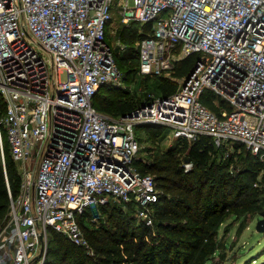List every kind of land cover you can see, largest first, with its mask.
I'll return each instance as SVG.
<instances>
[{
	"label": "built area",
	"instance_id": "1",
	"mask_svg": "<svg viewBox=\"0 0 264 264\" xmlns=\"http://www.w3.org/2000/svg\"><path fill=\"white\" fill-rule=\"evenodd\" d=\"M116 13L149 25L136 47L141 75H171L196 57L173 94H151L132 118L92 104L101 87L120 84L106 41ZM206 95L229 109L211 111ZM0 96L20 177L0 264H44L52 233L93 256L77 221L87 208L131 206L138 223L154 225L161 190L135 164L137 126H170L173 140L209 136L224 158L242 145L264 161V0H0Z\"/></svg>",
	"mask_w": 264,
	"mask_h": 264
},
{
	"label": "trees",
	"instance_id": "2",
	"mask_svg": "<svg viewBox=\"0 0 264 264\" xmlns=\"http://www.w3.org/2000/svg\"><path fill=\"white\" fill-rule=\"evenodd\" d=\"M140 29L138 40L147 35L149 25H141ZM115 60L120 70L116 57ZM195 60V55L180 60L174 76L185 77ZM104 87L111 92L110 86ZM102 88L93 97L92 104L99 112L111 117L129 114L143 102L140 100L134 104L131 99L122 101L115 95H102L106 97L101 100L99 93ZM176 89L177 85L166 79L159 82L163 97L173 94ZM202 102L217 114L222 108L229 109L223 101L210 95H206ZM4 114L5 105L0 96V132L4 137L3 149L0 146V225L9 210V192L13 198L16 197L20 186V177L1 122ZM141 126L149 129L148 140L153 143L164 128L151 124L136 128ZM239 147L224 158V149L215 147L212 139L203 135L191 143L175 139L172 148L157 153L151 163L138 159L135 162L138 169L151 174L161 190L159 201L154 206L155 233L151 227L137 222L131 206L129 212H124L114 202L98 206L100 214H108L106 225L100 226L90 224L94 215L87 208L77 216V221L94 255L89 256L84 248L72 244L60 234L52 233L48 264H207L219 248V229L226 221L232 216H264V199L260 197L263 191L259 190L261 187L257 182L260 174L264 182V161L248 151L245 158L248 164L240 170L241 179L233 176L237 165L232 161ZM186 157L191 165L189 169L183 165ZM238 158H241L240 154ZM244 227L242 221L238 231Z\"/></svg>",
	"mask_w": 264,
	"mask_h": 264
},
{
	"label": "rangeland",
	"instance_id": "3",
	"mask_svg": "<svg viewBox=\"0 0 264 264\" xmlns=\"http://www.w3.org/2000/svg\"><path fill=\"white\" fill-rule=\"evenodd\" d=\"M131 6L132 1H130ZM140 26L139 23L133 22L122 24L119 13L114 15V19L108 28L107 43L111 46L116 59L119 61L121 72L120 84L110 86L112 89L110 90L111 92L118 91L113 93L108 92V87H103L101 93H99L101 100L103 97H106L102 95H115L119 97V100L131 99L135 104L136 101L140 102V100L147 99L151 94L154 97L161 96L159 82L163 79L174 83L177 87L182 83L184 77H175L174 74L149 77L143 76L138 72L139 61L136 47L139 41L137 37L138 32L140 30L142 31ZM132 66H135L136 69ZM60 78L63 81L66 79L64 74L60 75ZM145 127L141 126L135 129L136 138L140 141L141 146L137 158L141 162L151 163L157 153L172 148L174 140L172 139V128L170 126H164L161 135L157 137V141L155 143L150 142L147 135L149 129ZM3 139L4 137L1 135L0 146L2 149ZM236 153L234 162L232 161V163L237 165V170L234 172L231 169V171L234 172L233 176L241 179L242 173L240 170L242 171L248 164L245 159L248 151L241 145ZM239 154L241 155L240 159L238 158ZM183 165L186 169L191 168L190 164L185 165L184 163ZM257 182L258 186L261 187L259 190L262 189L263 191L260 197L264 199V182H262L261 174L258 176ZM88 209L94 215L90 221L92 226L106 225L108 214H100V210L96 206H91ZM124 212H129V210L126 208ZM262 217L264 216L260 217L257 214L239 218L232 216L226 221L219 229V248L207 264H264V232H258L256 230L257 221ZM5 220L2 221L0 228H2ZM242 221H244L245 227L241 231H238ZM151 228L155 233V228ZM44 264H48V257Z\"/></svg>",
	"mask_w": 264,
	"mask_h": 264
},
{
	"label": "water",
	"instance_id": "4",
	"mask_svg": "<svg viewBox=\"0 0 264 264\" xmlns=\"http://www.w3.org/2000/svg\"><path fill=\"white\" fill-rule=\"evenodd\" d=\"M122 26V25H121ZM192 71H193V69H191L190 71H189V73L185 76V78H186V80L188 79V77H189V75L192 73ZM127 117L128 118H132V117H136V113H129L128 115H127ZM184 161H185V163H189V158L188 157H186L185 159H184ZM256 230L258 231V232H264V217H262L261 219H259L258 221H257V224H256Z\"/></svg>",
	"mask_w": 264,
	"mask_h": 264
}]
</instances>
